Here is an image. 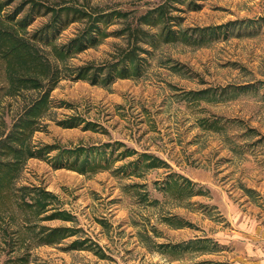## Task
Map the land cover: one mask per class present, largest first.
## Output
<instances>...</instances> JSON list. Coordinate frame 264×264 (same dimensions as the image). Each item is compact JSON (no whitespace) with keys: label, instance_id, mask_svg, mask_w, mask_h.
<instances>
[{"label":"rangeland","instance_id":"1","mask_svg":"<svg viewBox=\"0 0 264 264\" xmlns=\"http://www.w3.org/2000/svg\"><path fill=\"white\" fill-rule=\"evenodd\" d=\"M0 31V264H264V0H0Z\"/></svg>","mask_w":264,"mask_h":264},{"label":"trees","instance_id":"2","mask_svg":"<svg viewBox=\"0 0 264 264\" xmlns=\"http://www.w3.org/2000/svg\"><path fill=\"white\" fill-rule=\"evenodd\" d=\"M166 7L164 5H160L158 6L157 8L153 9V10H150L149 12H147L143 19L148 22L149 24H154L153 21H158V22H162L163 21V16H165L166 14ZM81 13L82 15L84 16H89L91 17V12H86L84 10H81ZM115 13L117 15H126L124 12H120V11H115ZM154 14V17H152V19H155V20H150V18H148V15H152L153 16ZM107 16H109V14H106ZM96 18H99V17H96ZM140 29V28H139ZM141 30V29H140ZM139 30V31H140ZM0 33H2L0 31ZM4 33H6V31H4ZM144 34L145 32L144 31H141V33L139 34L138 32L136 34H133V45H132V48H130L127 52H125L124 56L122 58H120L117 62H115L114 64H123L121 70H120V73L122 76H124L125 74V71H126V64L128 63L127 61L129 60L130 61V64L131 63H137V60L139 59V54H138V50L140 48L139 44H138V39L140 37L141 34ZM81 41V37L78 38V42L77 43H74L75 45L71 46V47H66V48H63L61 50V55H67V54H70L73 50H78V51H81L83 50L85 47H86V44H83V42H80ZM77 45V47L75 48V46ZM26 47H29V44L26 43V42H23V41H15V43L13 44V47L11 48V52L14 53L19 59H23L25 58L23 55H27L26 53H23V49H25ZM139 64H138V70H139ZM82 68V67H81ZM85 70H90V68H84ZM84 69H81L79 71V74H78V77H86V74L88 72H83L82 70ZM137 70V71H138ZM113 79V78H112ZM110 80V79H109ZM112 81V80H111ZM110 82V81H109ZM77 151H82L84 153V161L88 162V161H91L92 158H94V156L92 154H90V151L87 150V149H83V148H79V149H74V152ZM96 155V154H95ZM153 161V160H152ZM150 161V163L152 162ZM6 166H4V172L3 174L0 175V189L3 188L6 183L10 182V179H11V176H10V168H12L10 165L11 163H7L5 164ZM3 168L0 167V171L2 170ZM49 194V193H47ZM27 205L31 206L32 205V202L31 203H28L26 202ZM40 205L42 207H44L45 203L46 202H43L42 200H39ZM62 214V213H60ZM55 230H58V229H55ZM48 236H50L49 234L47 235V238Z\"/></svg>","mask_w":264,"mask_h":264}]
</instances>
